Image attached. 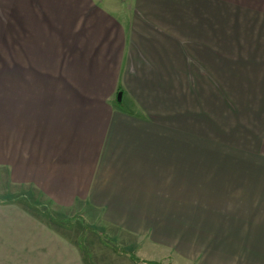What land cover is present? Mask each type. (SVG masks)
<instances>
[{"label":"crops","instance_id":"obj_1","mask_svg":"<svg viewBox=\"0 0 264 264\" xmlns=\"http://www.w3.org/2000/svg\"><path fill=\"white\" fill-rule=\"evenodd\" d=\"M122 2L0 0V264H91L18 195L264 264V0Z\"/></svg>","mask_w":264,"mask_h":264},{"label":"rangeland","instance_id":"obj_2","mask_svg":"<svg viewBox=\"0 0 264 264\" xmlns=\"http://www.w3.org/2000/svg\"><path fill=\"white\" fill-rule=\"evenodd\" d=\"M117 6L122 5V0H110ZM128 2L125 3L124 8L128 7ZM121 9V8H119ZM28 189L26 187H19L16 190H11L6 186H0V193L3 195L10 194L15 191L26 192ZM38 191H35L37 194ZM50 204V202H49ZM52 209L55 206L51 204ZM56 209L59 212H64L63 218L66 223L64 227H58V230L66 235L69 239L78 241L80 247L82 248L84 257L90 261L91 264H123V262H130L133 256L140 259H146L151 261L162 262L159 257L162 255L158 247H154L150 242L135 240L131 245L127 243L128 239L124 238L123 235H114L110 232H105L106 230L92 225L93 223L88 222V218H84L82 214L78 213V209L75 210H63L61 208ZM69 215V216H68ZM50 221H54L49 218ZM64 221V222H65ZM133 240V239H132ZM163 264H177L174 260L172 262H162ZM179 264V263H178ZM183 264V263H182Z\"/></svg>","mask_w":264,"mask_h":264},{"label":"trees","instance_id":"obj_3","mask_svg":"<svg viewBox=\"0 0 264 264\" xmlns=\"http://www.w3.org/2000/svg\"><path fill=\"white\" fill-rule=\"evenodd\" d=\"M17 201V202H24L27 203L29 205L30 208L34 209V210H39L42 212V214L44 215V217L49 221V224H58V226L60 227H64V223H66L65 219L63 218V216L61 214H54L53 211H51L50 207H47L45 205H42L38 202H35L31 197L29 196H25V195H18V196H13L9 198V201ZM49 218H51L54 221H50ZM65 221V222H64ZM134 263L136 264H158V263H154V262H147L144 261L136 256H133Z\"/></svg>","mask_w":264,"mask_h":264}]
</instances>
